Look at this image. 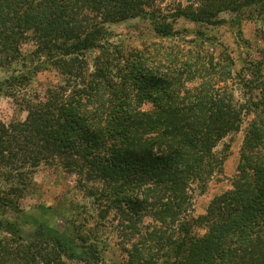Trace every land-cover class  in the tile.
I'll list each match as a JSON object with an SVG mask.
<instances>
[{
  "label": "trees",
  "instance_id": "16d2710c",
  "mask_svg": "<svg viewBox=\"0 0 264 264\" xmlns=\"http://www.w3.org/2000/svg\"><path fill=\"white\" fill-rule=\"evenodd\" d=\"M167 1L0 0V91L26 114L0 121V264H113L95 226L66 235L35 219L24 239L7 219L20 213L40 166L74 175L98 221L115 217L134 237L150 219L151 230L123 247V264H264V47L244 67L237 98L214 81L211 56L207 65L193 57L186 79L143 74L140 56L123 53L107 31L133 19L161 39L178 34V19L238 27L264 16V0H185L165 10ZM47 70L58 82L28 89ZM247 117L231 188L190 218L191 187L220 169L216 146Z\"/></svg>",
  "mask_w": 264,
  "mask_h": 264
},
{
  "label": "rangeland",
  "instance_id": "374dc122",
  "mask_svg": "<svg viewBox=\"0 0 264 264\" xmlns=\"http://www.w3.org/2000/svg\"><path fill=\"white\" fill-rule=\"evenodd\" d=\"M179 1L185 2V0H168L163 7L165 10L173 9ZM220 17L230 19V15L225 13ZM175 29L178 31L175 37L161 39L153 36L149 23L142 19L128 20L107 27L111 43L119 47L127 56L137 53L141 57L137 61L143 74H146L145 68L148 69L147 72L186 79L187 63L192 69L196 68L193 57L198 56L201 62L207 65L211 61L209 59L211 56L212 62L219 65L214 81L218 86L231 89L238 98L240 76L248 77L247 69L244 67L249 61L255 62L261 59L260 51L264 47V16L255 20H245L238 27L230 23L207 27L178 19ZM197 31H201L203 36H197ZM22 49L27 52L31 49V45H24ZM95 54L89 53L87 60L90 61ZM173 56L175 61L170 62ZM220 70L224 71L223 74ZM262 73L264 74V67ZM6 77L7 73L0 71V81ZM57 82L55 72L47 70L34 76L28 89L44 92L49 85ZM187 88H190V85ZM25 116V112L16 106L13 100L0 91V121L5 124L23 121ZM250 119L251 117H247L238 132L228 135L216 146L215 153L222 159L220 169L203 185L197 184L191 187V204L188 211L190 218L204 215L213 197L231 188L232 181L237 176L242 142ZM33 181L32 189L18 202L20 213L7 214V219L18 224L24 239L32 236L35 219L66 235L74 233L77 229L85 232L87 227L95 226L99 237L103 240L101 247L106 249L104 260L107 263L123 264L126 259L123 247L130 248L133 242L139 240L140 235L151 230V227L147 226L151 223L148 218L143 220L138 227L139 235L134 237L130 234L131 230L127 228V224L122 225L115 217L106 221L96 220L89 200L76 187V177L59 167L40 166L33 175ZM80 207H84V210ZM85 209L88 211L85 213L88 214L84 213ZM77 211L81 212V215L74 216ZM84 224H87L86 228L83 227ZM194 232L202 235L205 231L195 228ZM128 235L133 237L131 242L126 241Z\"/></svg>",
  "mask_w": 264,
  "mask_h": 264
}]
</instances>
